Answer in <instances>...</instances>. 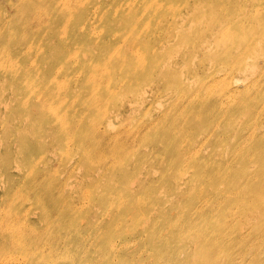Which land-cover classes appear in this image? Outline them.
<instances>
[{"label": "rangeland", "instance_id": "1", "mask_svg": "<svg viewBox=\"0 0 264 264\" xmlns=\"http://www.w3.org/2000/svg\"><path fill=\"white\" fill-rule=\"evenodd\" d=\"M53 1L0 0V264H264V0Z\"/></svg>", "mask_w": 264, "mask_h": 264}, {"label": "bare ground", "instance_id": "2", "mask_svg": "<svg viewBox=\"0 0 264 264\" xmlns=\"http://www.w3.org/2000/svg\"><path fill=\"white\" fill-rule=\"evenodd\" d=\"M80 0H72V2H79ZM155 1H158V0H155ZM60 2H61V0H54L53 2H52V4H51V6H50V9H51V15H50V17H49V19H48V22H49V20H53L54 19V12H55V10L59 7V4H60ZM73 6H70V8H72ZM125 23H127V19H126V21H125ZM225 29L224 28H222V29H220V31L221 32H223ZM227 31L225 30L223 33H226ZM72 37V36H71ZM156 57V55L155 54H153L152 55V58H155ZM239 61H243V60H240V56H237V59L236 58H234L233 60H232V62H231V64L232 63H234L235 65H237L238 63H239ZM221 65H222V67H224L227 63H220ZM220 64H218V63H214V65L215 66H219ZM230 64V63H229ZM102 69H104V68H102ZM221 68H215V69H212L210 72H214V73H217V72H220L221 70H220ZM106 70V69H105ZM151 70V69H150ZM201 94V91H198V92H196V93H193L192 94V97H194V98H197V96L198 95H200ZM206 96L208 97V96H210V95H208V94H206ZM227 98H229V95L227 96ZM192 101V100H191ZM222 101V99H220L219 97L218 98H216L213 102H215V103H218V102H221ZM194 102H195V100H194ZM198 105H197V107L198 108H200V106H199V103H197ZM192 105H193V103H192ZM99 137L100 138H104L102 135H99ZM112 139H114V137H112ZM106 140L108 141V137L106 138Z\"/></svg>", "mask_w": 264, "mask_h": 264}]
</instances>
